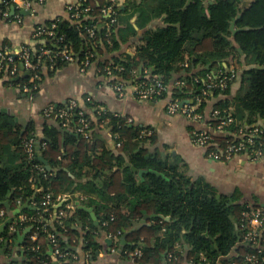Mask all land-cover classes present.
<instances>
[{
  "label": "trees",
  "instance_id": "1",
  "mask_svg": "<svg viewBox=\"0 0 264 264\" xmlns=\"http://www.w3.org/2000/svg\"><path fill=\"white\" fill-rule=\"evenodd\" d=\"M30 1L32 4L35 2ZM244 2L248 4L243 7ZM86 6L90 7L87 19L69 17L38 25L46 28L54 26V36L47 38L45 44L41 43L44 38L36 37L34 49L24 47L29 51L30 60L38 64L40 78L44 57L38 63L37 56L42 49L53 53L66 49L80 68L87 53L93 55L90 60L94 62L96 51L101 46L108 52H115L119 50L120 41L125 42L142 30V43L136 47L134 56L99 64L102 74L111 83L133 81L135 84H148L154 77H159L168 86L165 97L180 102L193 101L194 104L199 100L197 112L203 116L211 98L230 95V86L239 75V92L231 100L218 101L212 110L219 111L218 119H210L208 123L214 129L220 120L231 115L235 124L225 129L232 135L240 128L264 121V0H156L147 5L126 0L123 7L118 5L117 0H80L76 5L80 10ZM109 6L115 13L112 16L115 23L108 26L110 18L102 16L101 10ZM11 10L12 7L6 8L2 3L0 17L5 12L9 20L15 15L20 16L17 8L14 15H10ZM134 16L135 25L131 22ZM155 21L161 23L150 27ZM232 23L235 34L230 31ZM92 25L100 26L95 30L94 38L84 31L85 27ZM3 49L4 55L11 52L10 46ZM55 62L63 63L59 59ZM13 63L17 73L11 78L13 65L4 62L3 75L9 82L13 86L17 83L33 86L20 69V58L15 57ZM223 63H227V67ZM140 65L142 72L138 78ZM106 69L111 70L112 75L108 76ZM230 71L234 72V79L225 89H207L209 83L217 82V76H229ZM177 81L182 85H174ZM40 83L41 80L37 82L38 88ZM52 107L55 112L67 109L66 105ZM86 107L92 109L93 106L86 103ZM78 112H82L90 123L89 139L76 132ZM54 113L46 119L52 120L55 126L45 131L48 140L40 142L38 150L48 169L36 158L37 139L32 125L26 126L22 133L13 128L8 119H0V135H8L12 148L10 151L8 145L7 148L3 147L4 140L0 141V210L7 215L2 204L6 202L12 212L17 209L16 200L20 199L21 205L29 202L31 206L19 215L37 219L21 223L15 217L0 236L4 242L16 230L29 231L22 263L67 264L69 257L47 254L48 247L50 250L54 248L43 231V225L48 233L55 236L60 253L72 254L67 246L74 239L70 224L82 212L71 217L60 216V212L67 211L65 203L56 209L48 207L43 212L42 203L49 193L52 194V202L58 195L71 196L79 192L85 196L86 200L79 201L85 206L94 207L99 220L98 227L88 223L89 227L92 230L97 228L112 238L120 239L122 229L141 219L143 211L161 216L162 219H150V225L125 238L123 258L129 259L136 249L142 251L140 258L133 259V264H163V254H166V264H229L253 252L242 244L245 233L242 212L246 209L260 210L259 206L241 202L238 193L221 195L217 199L215 188L201 178L192 180L187 174L186 165L178 157L144 149L142 144L150 142L151 138H141V129L130 126L121 116L95 111L94 118H90L77 102L70 123L63 127L61 119L56 118ZM104 122L112 127L113 134L119 136L115 141V145L119 144V154L103 149L100 156L91 159L87 152L96 148L95 138L100 133L97 128L103 126ZM228 134L212 136L216 145L206 152L218 146L223 148L225 141L231 139ZM30 139L34 140V154L29 160L24 143ZM132 167L147 173L140 178ZM82 169L85 170L84 174L77 172ZM149 171L159 173L165 179ZM82 178H90V181L76 183L74 180ZM41 218L43 222L39 221ZM165 218L169 220L164 221ZM4 221V218H0V222ZM11 226L15 228L12 233ZM33 233H37L36 241L30 239ZM87 239L86 249H92L94 253L97 245L89 233ZM33 245L39 246L38 252L31 250ZM233 251L238 253L236 257ZM169 254L174 256L170 263L167 262Z\"/></svg>",
  "mask_w": 264,
  "mask_h": 264
},
{
  "label": "crops",
  "instance_id": "2",
  "mask_svg": "<svg viewBox=\"0 0 264 264\" xmlns=\"http://www.w3.org/2000/svg\"><path fill=\"white\" fill-rule=\"evenodd\" d=\"M2 1L4 0H0V5ZM78 1L46 0L44 3H39L35 0L30 10L24 7L22 0L16 2L17 9L20 11L19 21L14 17L10 20L4 15L0 17V51L3 48L6 49L7 46L11 47L12 53H15L17 48L29 47L34 49L35 44H37L36 37L34 36L36 26L57 19H68L70 17L68 7L76 6ZM125 1L117 0L118 5L122 7ZM131 1H135L137 4L147 5L156 0ZM15 12L12 9L10 15H14ZM133 19L131 22L135 25V20ZM159 23L161 21H155L150 27L153 28L159 25ZM134 27L136 28V26ZM142 33V30H138L137 34L129 37L127 41H120L119 50L112 53L101 46L100 50L96 51L95 61L83 72L80 71L76 62H55L53 64L50 62L49 56L44 55V59L41 62V83L33 96L23 93L18 87L13 86L7 77L0 75V119H8L12 127L22 133L26 126L32 125L34 128L33 133L37 139L36 143L39 146L40 142L48 140L45 136V131L55 126L52 120L46 119L43 116V110L49 106L65 105L67 101L73 99L89 114L90 118H94L95 111L125 118L127 124L141 129V138H151L150 142L142 144L144 149L151 153L157 151L162 155L178 157L186 165L187 174L192 180L203 179L207 184L215 188L220 197L221 195L238 193L241 195V202H249L252 206L254 204L261 209L264 208V156L258 161H252L248 156L239 155L226 162H215L209 159L206 156V151L195 145L191 138L193 131H205L212 136L224 135L223 133L216 132L209 125V115L213 110V106L218 101L224 99L231 100L239 92V75H237L236 82L230 86V95H219L218 97L211 98L205 107L203 119L195 123L189 122L180 114L167 115L164 101L138 100L134 95L136 82L126 81L124 84L122 83V92H117L115 89L116 84L111 83L102 74L99 64L104 62L111 63L115 59H123L135 55L136 47L142 43ZM45 41L41 40V43L45 44ZM223 66L227 67V63H223ZM141 69L142 65L139 67L138 78L141 76ZM22 72L27 75L23 69ZM86 103L93 106L91 107L92 109L87 108ZM258 123L264 125V121H259ZM97 129L100 133L95 138L96 148L88 151L87 156H91V159H94L100 156V152L103 149L114 154H119L118 146L115 145V141L119 136L118 134H113L112 127L104 122L103 126ZM1 140H4L3 147L7 148L8 145L11 151L12 148L9 144L8 135H0ZM37 153L40 155L39 151ZM94 161L97 162L96 159ZM131 169L134 171L133 169L135 168L132 167ZM113 171H116V168H113ZM77 172L84 174L85 170H77ZM134 172L138 174V170ZM121 175L124 178L123 173ZM74 180L75 182L78 181L76 183H83L90 181V178H87V180L85 178ZM58 196L65 199V201L59 202V205L62 203L67 205L69 202L75 204L74 209L66 213L67 216L71 217L75 213L82 212V215L75 217L70 224L74 239L71 244L67 245L68 249L72 252L68 256L67 264H133L132 259L123 258L122 252L126 245L122 243V241H125L123 236L120 239L117 237L111 239L102 234L97 228L92 230L89 227L88 223L93 225L89 214L78 210L76 206L78 202L81 206L93 208L95 214L94 207L85 206L79 201L86 200L85 196L79 192L71 196ZM16 204L17 209L12 212L18 211L26 203L21 205V200L18 199L16 200ZM144 212L147 215H151L146 211ZM141 219L130 223V226L122 229V232H127L132 229L133 223L139 222ZM3 223L0 222V226ZM147 223L150 225L149 221ZM93 227L95 226L93 225ZM3 232L4 229L1 230L0 236ZM10 232L12 233L14 231ZM28 232L27 229L16 230L11 238L4 240V242L0 238V264H24L22 263L25 253L24 243ZM88 233L97 245V250L94 253H92V249H86ZM47 254L52 256V251L49 247ZM232 254L237 256L238 253L236 254L233 251ZM162 263L166 264L163 258Z\"/></svg>",
  "mask_w": 264,
  "mask_h": 264
},
{
  "label": "built area",
  "instance_id": "3",
  "mask_svg": "<svg viewBox=\"0 0 264 264\" xmlns=\"http://www.w3.org/2000/svg\"><path fill=\"white\" fill-rule=\"evenodd\" d=\"M20 0H4L2 1L4 7L9 8L12 7V9H16V2ZM39 3H44L46 0H37ZM84 1V0H82ZM24 3V7L27 10H30L32 2L30 0H22ZM80 2V0H79ZM90 11V7H84L82 10L78 9L76 6H69L68 12L70 14V17L76 20H79L81 18L87 19L88 12ZM82 14H85L84 17H82ZM114 11L112 9V6L106 7L101 10V15L105 16L107 18H110L108 22V26L115 23ZM5 17L8 18V14L5 12L3 13ZM14 18L19 21L20 17L18 15H15ZM106 26V25H105ZM54 26L52 25L50 28L36 26L34 36L37 38H44L45 40L47 38H53ZM98 25H92L90 27H85L84 31L89 35L90 38H94L95 30L98 29ZM7 51V50H6ZM44 55L49 56V60L51 63H55L58 59L61 62L65 63H72L74 62V57L69 54L66 49H63L57 53H53L48 50H40L39 55L37 56L38 63L40 61L41 57H44ZM15 57H19L21 60V65L23 67V70L26 71L27 76L29 77V84H33V86H28L27 84H15L16 87H18L23 93L32 96V93L38 89L37 82L41 80L38 72V64L33 63L30 58V54L27 48H22L19 53L15 52H7V55H4L2 51H0V75H3L4 71V62L11 63L12 69L10 71L11 78L14 77L17 73V67L13 63V59ZM93 57L92 54L87 53L84 60L81 63V67L79 68L81 72H83L87 67H89L93 61L90 59ZM187 66V63L184 64V67ZM107 70V75L110 76L111 70ZM229 76H223L218 77L217 76V82L216 83H209L207 85V89L211 88H219V89H225L229 82L233 81L234 79V72L230 71ZM208 79H210V76H208ZM13 81H18L16 79H13ZM174 85L181 86L182 82H175ZM115 89L117 92H122V84H116ZM168 93V86L164 84L159 77H154V79L151 81V83H138L135 86L134 89V95L135 97L140 101H153V100H160L165 102V108H166V114L169 116L180 114L183 116L186 120L189 122H195L198 123L203 119V116L197 112V109L199 107L200 101L197 100V103L194 104L193 101H188L187 103L181 104L184 101H178L173 100L170 98L165 97ZM67 109H58L56 112L54 111L52 106L47 107L43 110V116L45 118H48L49 116L54 113L55 117L58 119H61L63 127L67 126L71 121V116L73 110L77 106V102L73 99L67 101L65 104ZM79 116L78 121V128L77 133L80 134L83 138L89 139L91 129H90V123L87 118L83 116L82 112L77 113ZM219 111H212L209 115L210 119H218ZM231 124H235V120L231 117V115L225 116L222 120H220L219 124L214 128L216 132L223 133L224 135L228 134L226 132V127H228ZM210 125V124H209ZM211 126V125H210ZM230 135V134H228ZM231 139L226 140L224 143V147L220 148L218 146L217 149L209 151L206 156L215 161V162H226L231 160L235 156L239 155H245L248 156L252 161H258L264 156V125L255 123L253 125H249L243 128H240L237 132L230 135ZM192 141L195 145H197L200 148H203L205 151L216 145V143L213 141V137L210 133H207L205 131H193L191 135ZM257 141L259 142L257 145ZM33 145L34 140L30 139L27 140L24 143L25 151L27 153L28 159L33 158ZM119 146V144H117ZM39 168V167H38ZM41 169V168H40ZM44 201L42 203V207H44V211L46 212L48 207L55 208L56 205L59 202L65 201L64 198L57 196L55 200L52 202V194L49 193L44 197ZM75 207V204L73 202H69L66 205L67 211L60 212V216H65L67 212L73 210ZM6 212L4 210H0V218L6 219ZM18 221L21 223L25 222H34L37 220L34 216L33 217H26L23 215H19ZM242 219L245 221V233L242 237V244L248 246L253 250L252 253H247L241 258H237V260H232L229 264H264V255H262V252L264 251V208L257 210V209H246L242 212ZM40 222H43L44 219L41 218L39 220ZM103 225H106L103 224ZM10 231H15V228L12 226L10 227ZM43 231L47 233L48 241L51 244V246L54 248L52 251V254L60 257V258H66L69 256V254H61L60 250L57 248V242L55 239V236L51 233L47 232V229L44 228L43 225ZM112 239V236H108ZM32 241H36L37 239V233H33L30 237ZM32 251L38 252L39 246L33 245L31 247ZM142 255V251L140 249H136L133 251L129 257L133 260L134 258H140ZM236 257V256H235ZM174 258L172 254L167 255V262L170 263L171 260ZM164 262H166V254L164 256ZM46 264V263H43Z\"/></svg>",
  "mask_w": 264,
  "mask_h": 264
},
{
  "label": "water",
  "instance_id": "4",
  "mask_svg": "<svg viewBox=\"0 0 264 264\" xmlns=\"http://www.w3.org/2000/svg\"><path fill=\"white\" fill-rule=\"evenodd\" d=\"M247 4H248L247 2H244V3H243V7L246 6ZM238 17H239V16H238ZM133 20H135V18H134ZM230 31H231L233 34L236 33V30H234V23L231 24V26H230ZM20 51H21V48H17V49H16V52H17V53H19ZM20 69H23L22 65L20 66ZM25 75H26V74H25ZM26 76H27V75H26ZM185 103H187V101H184V102L181 104V106H182L183 104H185ZM36 150H37V151L39 150V146H38V145L36 146ZM36 158H37V160H39L40 162H42V163L46 166V168L48 169V167H47L45 161L40 157V155H38V153H36ZM133 170L136 171L135 169H133ZM149 172L155 174V175L158 176V177H163L161 174L156 173V172H154V171H149ZM145 173H147V171H143V170H142V171H138V175H139L140 177L142 176V174H145ZM163 178H164V177H163ZM164 179H165V178H164ZM76 182H78V181H76ZM216 198H217V199H220V195H217ZM2 205L6 208V211H7V219H6V220L4 221V223L0 226V232H1V230L5 229L7 226H9V225L13 222L14 217H15L16 215H18L19 212H21V211H22L23 209H25V208H29V203L27 202V203H26L23 207H21L18 211L10 212V210H9L8 207H7V203H6V202L3 203ZM59 206H60L59 204L56 205L55 209L58 208ZM76 206H77L78 210L84 211V212H86V213L89 214V216H90V218H91V220H92V222H93V225H94L95 227H96V226H99V221L97 220V218H96V216H95V214H94V212H93V208H87V207L81 206V205H79L78 202L76 203ZM263 207H264V206H263ZM142 214H143L142 219H141L139 222H135V223H133V228H132V229H130V230L127 231V232H125V231L123 232V238H124V239H125L130 233H132V232H134V231H139L141 228L147 226V225H148L147 222H148L150 219H153V218H156V217L162 219L161 216H156V215H154V214L147 215L144 211L142 212ZM163 220H164V221H168L169 218H165V219H163ZM19 241H20V240H19ZM122 243L124 244L125 241H122ZM164 256H165V254L162 255V258H163V259H164Z\"/></svg>",
  "mask_w": 264,
  "mask_h": 264
},
{
  "label": "bare ground",
  "instance_id": "5",
  "mask_svg": "<svg viewBox=\"0 0 264 264\" xmlns=\"http://www.w3.org/2000/svg\"><path fill=\"white\" fill-rule=\"evenodd\" d=\"M117 21V20H116Z\"/></svg>",
  "mask_w": 264,
  "mask_h": 264
}]
</instances>
